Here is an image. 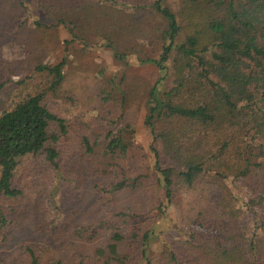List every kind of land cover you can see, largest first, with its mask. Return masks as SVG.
I'll return each instance as SVG.
<instances>
[{
    "label": "trees",
    "instance_id": "1",
    "mask_svg": "<svg viewBox=\"0 0 264 264\" xmlns=\"http://www.w3.org/2000/svg\"><path fill=\"white\" fill-rule=\"evenodd\" d=\"M25 1L0 0V49L17 34L16 28L47 29L39 19L30 25L28 16L22 19L29 10ZM31 1L85 43L99 37L116 48V58L135 53L140 62H152L159 69L145 116L152 135L149 172L135 171L129 162L132 143L124 133L110 129L102 143L88 136L81 139L89 156H83L82 162L95 176L96 193L112 201L121 192L136 193L149 181L157 186L154 195L159 200L152 197L150 203L128 211L105 213L94 208L91 220L82 222V209L66 211L52 234L60 248L53 252L25 243L26 261L20 264H118L120 244L126 240L145 264H264V163L254 154L258 139V148L264 149V84L258 94L249 93L243 66L230 56L236 50L251 62L264 64V0H176V8L167 0ZM155 15L163 22L148 20ZM155 40L160 43L157 56L139 53L137 47ZM195 61L203 72L194 67ZM66 63L64 57L35 68L46 72L51 86L58 87L65 79ZM6 64L0 56L1 71ZM167 79L170 87L160 91ZM45 94L39 89L27 92L11 105L0 98V244L29 215L42 231H50L40 198L39 174L45 168L21 167L24 159L43 156L57 171L65 155L70 125L44 101ZM217 150L222 152L224 179L204 173L206 159ZM79 174L81 185L86 178ZM230 189L243 197L260 198L251 232L235 219L240 209L232 205L230 195L235 196ZM98 202L96 198L95 205ZM172 205L179 215L178 226L188 228V235L153 255L149 246L158 224L154 215L166 219ZM150 212H154L152 226L142 220ZM234 238L225 247L224 241Z\"/></svg>",
    "mask_w": 264,
    "mask_h": 264
},
{
    "label": "rangeland",
    "instance_id": "2",
    "mask_svg": "<svg viewBox=\"0 0 264 264\" xmlns=\"http://www.w3.org/2000/svg\"><path fill=\"white\" fill-rule=\"evenodd\" d=\"M167 1L176 8V0ZM25 2L29 10L22 19L28 16L26 20L30 25L36 18L48 27L42 32H29L26 26L16 28L17 34L9 36L11 38L2 45L0 56L7 62V68L0 70V98L5 105H11L27 92L44 90V101L67 119L70 133L66 137L67 140L65 139L67 145L63 146L65 155L59 160V170L55 171L45 163L43 156L22 161L21 167L33 165L45 168V172L39 174L40 198L46 208L50 231H42L33 216H27L23 222L10 230L7 240L0 244V264L25 262V243H36L42 250L53 252L60 248L61 245L52 238V234L56 231V226L64 220L66 211L71 213L73 210L82 209L80 218H85L82 222L91 220L95 213L94 208L103 209L105 213L109 210L128 211L127 208L150 203L153 201L152 197L159 200V196L154 195L157 186L149 181H145L144 187L136 193L129 190L121 192L115 200H105L103 193H96L97 187L92 186L95 176L92 177L90 166L82 162L83 156H89L85 155L81 145L82 136H88L91 140L98 139L99 143H102L105 133L110 129L117 134L124 133L132 143L129 162L133 164L135 171L149 172L152 162V135L145 124V116L152 105L150 89L160 77L159 69L152 62H140L135 53L125 54L123 59L116 58V48L99 37L85 43L82 38L76 37L72 28L55 24L51 17L37 10L31 0ZM148 20L153 23L163 22L158 15L148 16ZM145 30L150 31L149 25L146 24ZM67 40H71V43L68 44ZM159 46V41L155 40L154 43L147 42L142 49L137 47V50L139 53L144 52L146 56H157ZM230 56L244 68L247 91L258 94L264 84V64H255L236 50H231ZM64 57H67L64 67L65 79L58 87H52L46 72H40L35 66L38 63L54 64ZM194 67L200 73L203 72L197 61L194 62ZM170 85L171 80L167 79L159 89L162 91ZM256 146L255 157L264 163V149L258 148L259 139ZM221 153L217 150L206 159L205 175L225 178L226 171L220 162ZM76 164H79L77 166L80 168H76ZM80 172L84 173L86 178V182L81 185ZM230 191L235 196L230 195L232 205L240 209L235 219L243 229L251 232L259 196L243 197V194L236 190ZM96 198L99 200L97 205ZM104 212L99 214L100 218L104 217ZM166 212L164 220L159 218L157 212V215L150 212L142 218L145 224L152 226L155 222L149 220L153 219L154 215L158 223L156 234L149 246L153 255L162 254L168 242L179 238L184 240L188 235V228L178 226L179 215L176 207L172 205ZM235 239L224 241L225 247L231 246ZM179 240L176 241L180 242ZM136 251L128 247L127 240L122 242L118 264H145L139 251Z\"/></svg>",
    "mask_w": 264,
    "mask_h": 264
}]
</instances>
